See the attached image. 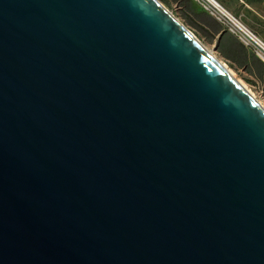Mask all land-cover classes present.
<instances>
[{
    "label": "water",
    "instance_id": "1",
    "mask_svg": "<svg viewBox=\"0 0 264 264\" xmlns=\"http://www.w3.org/2000/svg\"><path fill=\"white\" fill-rule=\"evenodd\" d=\"M0 264H264V106L157 0H0Z\"/></svg>",
    "mask_w": 264,
    "mask_h": 264
},
{
    "label": "rangeland",
    "instance_id": "2",
    "mask_svg": "<svg viewBox=\"0 0 264 264\" xmlns=\"http://www.w3.org/2000/svg\"><path fill=\"white\" fill-rule=\"evenodd\" d=\"M223 63L264 106V83L222 55L223 41L209 26L200 5L192 0H157ZM264 43V0H215ZM212 18V17H211ZM220 25V24H219ZM221 29L223 27L220 25ZM230 35V34H229ZM234 37L233 35H231Z\"/></svg>",
    "mask_w": 264,
    "mask_h": 264
},
{
    "label": "built area",
    "instance_id": "3",
    "mask_svg": "<svg viewBox=\"0 0 264 264\" xmlns=\"http://www.w3.org/2000/svg\"><path fill=\"white\" fill-rule=\"evenodd\" d=\"M264 64V43L215 0H192Z\"/></svg>",
    "mask_w": 264,
    "mask_h": 264
},
{
    "label": "trees",
    "instance_id": "4",
    "mask_svg": "<svg viewBox=\"0 0 264 264\" xmlns=\"http://www.w3.org/2000/svg\"><path fill=\"white\" fill-rule=\"evenodd\" d=\"M206 18H208L209 26L213 31L219 34V40L224 43L221 51L222 55L247 72L254 74L256 78L264 83V64L256 59L252 53H249L231 34L229 35L227 31L221 29L215 19Z\"/></svg>",
    "mask_w": 264,
    "mask_h": 264
},
{
    "label": "bare ground",
    "instance_id": "5",
    "mask_svg": "<svg viewBox=\"0 0 264 264\" xmlns=\"http://www.w3.org/2000/svg\"><path fill=\"white\" fill-rule=\"evenodd\" d=\"M162 5V4H161ZM164 7V6H163ZM165 8V7H164ZM166 9V8H165ZM167 12L178 22L180 23L185 29H187L181 22H179L168 10ZM188 30V29H187ZM189 31V30H188ZM190 32V31H189ZM192 38L200 45L202 46L205 50H207L208 52H210L205 46H203V44L195 37V35L193 33H191ZM211 53V52H210ZM212 54V53H211ZM213 55V54H212ZM214 56V55H213ZM215 57V56H214ZM216 58V57H215ZM217 59V58H216ZM218 60V59H217ZM223 64V63H222ZM224 65V64H223ZM246 88V87H245ZM247 89V88H246ZM248 90V89H247ZM249 91V90H248ZM250 92V91H249ZM251 93V92H250ZM252 94V93H251ZM253 95V94H252Z\"/></svg>",
    "mask_w": 264,
    "mask_h": 264
},
{
    "label": "crops",
    "instance_id": "6",
    "mask_svg": "<svg viewBox=\"0 0 264 264\" xmlns=\"http://www.w3.org/2000/svg\"><path fill=\"white\" fill-rule=\"evenodd\" d=\"M234 39H236L235 37H233ZM237 40V39H236ZM247 49V48H246ZM247 51L249 52V53H251L250 52V50L249 49H247ZM254 56V55H253ZM255 57V56H254ZM256 58V57H255ZM257 59V58H256ZM259 60V59H258ZM260 61V60H259ZM261 62V61H260ZM262 63V62H261Z\"/></svg>",
    "mask_w": 264,
    "mask_h": 264
}]
</instances>
